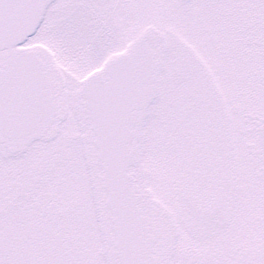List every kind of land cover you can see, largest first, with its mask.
<instances>
[{"label": "snow or ice", "instance_id": "obj_1", "mask_svg": "<svg viewBox=\"0 0 264 264\" xmlns=\"http://www.w3.org/2000/svg\"><path fill=\"white\" fill-rule=\"evenodd\" d=\"M0 264H264V0H0Z\"/></svg>", "mask_w": 264, "mask_h": 264}]
</instances>
